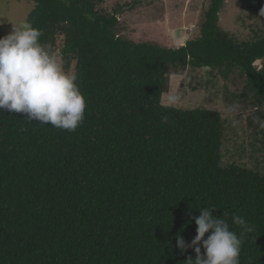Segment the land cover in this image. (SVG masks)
I'll return each instance as SVG.
<instances>
[{
  "label": "trees",
  "instance_id": "16d2710c",
  "mask_svg": "<svg viewBox=\"0 0 264 264\" xmlns=\"http://www.w3.org/2000/svg\"><path fill=\"white\" fill-rule=\"evenodd\" d=\"M32 1L27 22L54 51L65 36L87 108L71 132L0 110V264H189L196 253L176 237L190 244L202 207L243 217L241 264H264V174L223 165L221 113L162 103L188 67L207 70V84L234 76L245 89L224 86L226 99L257 108L250 126L264 139V0H240L262 24L253 41L223 30L225 0H211L200 36L179 48L124 39L98 10L107 0Z\"/></svg>",
  "mask_w": 264,
  "mask_h": 264
},
{
  "label": "rangeland",
  "instance_id": "374dc122",
  "mask_svg": "<svg viewBox=\"0 0 264 264\" xmlns=\"http://www.w3.org/2000/svg\"><path fill=\"white\" fill-rule=\"evenodd\" d=\"M210 5L211 0H107L98 6V10L108 16L116 15L120 21L119 34L130 42L179 48L200 36ZM34 8L32 0H0L1 35L10 34L13 26L27 22ZM220 27L243 43L256 39L255 31H261L262 24L255 18L250 19L240 0H225ZM64 39L65 36L58 35L55 52L65 68L60 55ZM257 65L262 66L261 62ZM75 67L76 63H72L70 69L65 70L75 73ZM232 79L235 77L225 81L218 75L207 84L210 81L207 70L188 67L181 75L170 78L169 90L164 93L162 103L183 110L206 108L221 113L227 122L222 147L223 165L236 164L264 174L262 132L257 131L255 125L250 126V120L257 117L259 111L248 109L246 103L234 98L227 101L224 86L228 85L234 94H241L246 86L242 79L237 83ZM171 97L176 98L174 103H170Z\"/></svg>",
  "mask_w": 264,
  "mask_h": 264
},
{
  "label": "clouds",
  "instance_id": "9594fccd",
  "mask_svg": "<svg viewBox=\"0 0 264 264\" xmlns=\"http://www.w3.org/2000/svg\"><path fill=\"white\" fill-rule=\"evenodd\" d=\"M41 36L40 29L23 22L0 37V110L25 114V120L33 123L75 131L84 121L86 98L77 75L65 70L51 45L41 43ZM175 100L171 97L170 103ZM215 209L202 207L198 216H190L189 222L194 220L197 225L190 244L177 234V246L182 251L192 247L196 253L195 259L187 260L189 264L193 260L194 264H241L243 236L252 226L238 215L214 216ZM231 224L243 231L238 235Z\"/></svg>",
  "mask_w": 264,
  "mask_h": 264
}]
</instances>
